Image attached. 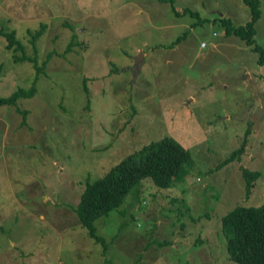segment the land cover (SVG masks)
Returning a JSON list of instances; mask_svg holds the SVG:
<instances>
[{
    "label": "rangeland",
    "instance_id": "obj_1",
    "mask_svg": "<svg viewBox=\"0 0 264 264\" xmlns=\"http://www.w3.org/2000/svg\"><path fill=\"white\" fill-rule=\"evenodd\" d=\"M221 17L237 27L250 15L239 0H0V29L27 55L44 25L38 65L72 42L49 58L33 97L0 106V264H233L221 218L264 202V69ZM5 45L0 36L1 97L34 78ZM166 136L190 152L187 176L167 189L135 183L94 222L103 253L73 210L86 182ZM240 167L262 172L249 197Z\"/></svg>",
    "mask_w": 264,
    "mask_h": 264
},
{
    "label": "trees",
    "instance_id": "obj_2",
    "mask_svg": "<svg viewBox=\"0 0 264 264\" xmlns=\"http://www.w3.org/2000/svg\"><path fill=\"white\" fill-rule=\"evenodd\" d=\"M248 10L250 18L242 26H233L229 19L219 18L220 24L225 30L226 36H233L240 42L251 46L258 55V64L264 69V50L256 45L255 25L259 20L260 2L259 0H239ZM159 2H169L172 0H159ZM176 15L190 12L184 10L179 13L173 10ZM195 15V14H194ZM44 25L41 24L34 33H29L33 55L25 53L24 46L16 38L15 31H4L0 29V36L5 39L7 50L12 51L13 62H29L34 68L33 83L30 87H18L10 96H0L1 105H14L20 98H30L35 94L34 81L53 55L63 57L70 50L72 42L69 43L63 53H48L44 60L38 65L36 59L35 41L41 36ZM183 37L177 38L175 42ZM75 39V36H72ZM21 53L20 56H17ZM17 54V55H16ZM50 58V59H49ZM264 82V72L259 75ZM91 79L87 76L82 78L83 88L87 91V84ZM88 94V93H87ZM17 113L22 116L25 122L26 111L17 109ZM250 126L244 132V138L251 132ZM245 147V139L240 145L231 151L228 158L217 165V168L238 159ZM190 162V152L175 142L173 138L166 136L161 140L142 146L135 154L128 155L110 168L105 174L97 179L86 182V186L81 194L77 205L73 208L80 226L85 229L105 252L103 239L96 234L94 222L105 216L110 211L116 209L123 201L129 190L140 179H150L159 189H167L174 181H183L189 172L187 165ZM240 176L245 183V195L250 196L255 188L256 181L261 176V169H250L240 167ZM221 231L225 238V248L228 259L233 264H264V202L258 207L237 206L231 209L221 218Z\"/></svg>",
    "mask_w": 264,
    "mask_h": 264
},
{
    "label": "built area",
    "instance_id": "obj_3",
    "mask_svg": "<svg viewBox=\"0 0 264 264\" xmlns=\"http://www.w3.org/2000/svg\"><path fill=\"white\" fill-rule=\"evenodd\" d=\"M201 47H202V48H204V47H205V44H204V43H202V44H201Z\"/></svg>",
    "mask_w": 264,
    "mask_h": 264
},
{
    "label": "clouds",
    "instance_id": "obj_4",
    "mask_svg": "<svg viewBox=\"0 0 264 264\" xmlns=\"http://www.w3.org/2000/svg\"><path fill=\"white\" fill-rule=\"evenodd\" d=\"M213 36H215V33H213ZM200 47H201V46H200ZM205 47H206V46H205ZM205 47H204V48H205ZM201 48H202V47H201Z\"/></svg>",
    "mask_w": 264,
    "mask_h": 264
},
{
    "label": "water",
    "instance_id": "obj_5",
    "mask_svg": "<svg viewBox=\"0 0 264 264\" xmlns=\"http://www.w3.org/2000/svg\"><path fill=\"white\" fill-rule=\"evenodd\" d=\"M140 56V55H139ZM139 59V58H138Z\"/></svg>",
    "mask_w": 264,
    "mask_h": 264
},
{
    "label": "crops",
    "instance_id": "obj_6",
    "mask_svg": "<svg viewBox=\"0 0 264 264\" xmlns=\"http://www.w3.org/2000/svg\"><path fill=\"white\" fill-rule=\"evenodd\" d=\"M206 48V47H205Z\"/></svg>",
    "mask_w": 264,
    "mask_h": 264
}]
</instances>
